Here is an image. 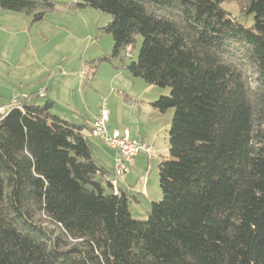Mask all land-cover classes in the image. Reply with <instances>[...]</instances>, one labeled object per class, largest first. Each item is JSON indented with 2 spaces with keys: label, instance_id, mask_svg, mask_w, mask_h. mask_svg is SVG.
Returning a JSON list of instances; mask_svg holds the SVG:
<instances>
[{
  "label": "trees",
  "instance_id": "16d2710c",
  "mask_svg": "<svg viewBox=\"0 0 264 264\" xmlns=\"http://www.w3.org/2000/svg\"><path fill=\"white\" fill-rule=\"evenodd\" d=\"M229 1L239 0H72L110 17L100 61L139 36L121 69L169 90L150 103L173 111L161 199L135 220L87 127L35 94L0 117V264H264V0H241L251 25L229 16ZM56 9L0 0L32 24Z\"/></svg>",
  "mask_w": 264,
  "mask_h": 264
},
{
  "label": "rangeland",
  "instance_id": "374dc122",
  "mask_svg": "<svg viewBox=\"0 0 264 264\" xmlns=\"http://www.w3.org/2000/svg\"><path fill=\"white\" fill-rule=\"evenodd\" d=\"M48 1L54 2L57 9L47 12L44 20L37 24H32L30 18L21 13L10 12L12 19L9 32L6 31L7 36L3 38L4 47L0 48V106L7 107L10 104L8 95L13 88L16 89L11 94H15L14 97H20L23 93L31 97L35 96L31 93L37 89L44 90L51 82L56 97L52 114L64 115L65 105L69 101L72 108L76 107L80 113L86 115L87 106L95 107L100 104L98 101H101L100 96L97 101L93 96L96 94V81L99 90L104 87H118L120 82L132 84L129 74L121 69V63L123 60L125 64L135 60L142 39L136 37L134 49L125 51L131 58L121 52L111 62L100 61L103 57H109L112 50L111 36L100 30L110 21V17L91 8L74 10L70 8L72 0ZM242 6L243 2L239 0L226 2L222 8L232 19L244 25H251L252 17L243 16ZM81 72L86 74L85 81H82ZM113 75L119 77L114 79V84H110ZM135 80L136 90L143 93L147 99H152L155 94L158 98L169 93L168 88L158 87L145 92L143 81ZM130 88L129 91L133 92ZM85 93H88V98ZM45 99L37 96L32 102L41 105ZM172 113V109H169L166 114L160 115L152 141L146 143L150 149V157L147 159L146 153H139L128 175L126 184L137 191L128 192V208L135 220H145L151 202L161 199L157 166L161 159L167 156V132ZM89 145L94 156L96 149L108 152L105 146L93 138L89 139ZM143 189L147 194L142 195ZM131 197H135L137 202Z\"/></svg>",
  "mask_w": 264,
  "mask_h": 264
},
{
  "label": "crops",
  "instance_id": "0c3cea01",
  "mask_svg": "<svg viewBox=\"0 0 264 264\" xmlns=\"http://www.w3.org/2000/svg\"><path fill=\"white\" fill-rule=\"evenodd\" d=\"M10 19H12V14H10V12L0 11V48L1 49L4 47L3 38L7 34L6 31L9 32ZM8 36H9V33H8ZM112 77L113 78L112 80H110V84L111 83L114 84L115 83L114 81L116 80L115 78L119 76L113 75ZM129 79L132 83V84H129L130 86L128 84H123L122 82H120L119 84L116 83L118 87L113 86L110 89H108V87H104L103 89H100V90H99V87L97 86L98 82L94 80L96 81L94 85V88H95L94 92L96 94L93 95L92 93V95L96 97L95 98L96 101L99 99V96H100V100L102 99L105 100V104H106L105 106H106V110L108 114L107 125L109 128L126 129L129 131L130 137L132 139H136L144 143H147V142L152 141V137H153V134L155 133V129L157 128V121L160 115L166 114L167 111L161 114L157 112L156 110H154L150 106V103L157 99L156 97L157 94L153 95L152 99L145 98L143 93H139V91L136 90V87H137L136 80L131 79V78ZM52 85L53 84L51 82L47 84V86L44 89L45 96L43 98L50 100L53 103V108H54L55 107L54 101L56 100L55 99L56 97L54 95V89L51 87ZM144 85H145V88L143 91L145 92L152 91L154 88L153 86H149L145 83ZM129 88L133 92H130ZM15 91L16 89L13 88L11 92L9 93L8 95L9 101L13 98L21 99L23 97H26V98L30 97L29 95H26L24 93L20 97H14L15 94L14 95H11V94ZM37 91L39 90L37 89ZM37 91L31 94H37ZM85 97L88 98V93H85ZM99 102L100 101H98V103ZM65 110L66 111L64 115H57V116L71 123L77 124V125H85L87 129L88 128L90 129V125H91V121L93 117H95L98 114L99 104H97V106L95 107L87 106L88 113L86 115L85 114L83 115L82 113H80L76 107L72 108L70 106L69 101H67L65 105ZM87 129L84 130L83 132L84 135H88L89 131ZM89 139H88V142H89ZM107 149H108L107 150L108 152L100 151L96 149L94 150L95 156L93 154L92 155L98 163L103 165L110 172L109 175L106 177V179H110L111 178L110 175H112L111 171L115 164V161L118 158V154L116 151L112 149H109V148ZM145 155L148 159L150 157V152L149 154L146 153ZM129 174H127L123 178L118 179L117 181L118 192L125 193L128 198V202L130 198L128 196V192L129 191H132L133 193L137 192V191L135 192L132 189V187H129V185L126 184V182L128 181ZM141 193L142 195L143 194L145 195L147 194V191L143 189ZM131 198L135 202H137L135 197H131Z\"/></svg>",
  "mask_w": 264,
  "mask_h": 264
},
{
  "label": "built area",
  "instance_id": "2783aa9c",
  "mask_svg": "<svg viewBox=\"0 0 264 264\" xmlns=\"http://www.w3.org/2000/svg\"><path fill=\"white\" fill-rule=\"evenodd\" d=\"M82 81H85L86 74L81 72ZM37 96L43 98L45 91L40 90ZM21 99L13 98L10 104L0 107V117L3 116L11 108H20ZM105 100L102 99L99 104L98 114L93 117L90 125V131L87 135L88 138H93L101 143L103 146L117 152L118 158L112 168L111 185L117 191V181L130 173L137 155L141 152H150L149 146L139 140L132 139L129 131L126 129H111L108 127V114L105 106Z\"/></svg>",
  "mask_w": 264,
  "mask_h": 264
}]
</instances>
